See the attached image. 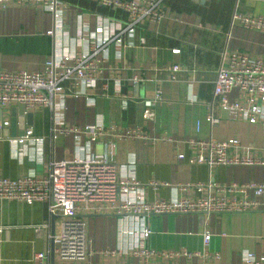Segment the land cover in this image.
Instances as JSON below:
<instances>
[{
    "label": "crops",
    "instance_id": "0c3cea01",
    "mask_svg": "<svg viewBox=\"0 0 264 264\" xmlns=\"http://www.w3.org/2000/svg\"><path fill=\"white\" fill-rule=\"evenodd\" d=\"M165 17L158 23L142 22L136 36L146 43L123 46L120 58L117 47H108L101 78L87 90L86 97L67 95L57 99L53 109L34 108L31 119L19 117V105L0 107V176L16 178L26 174L42 176L51 160H69L83 152L85 137L75 140L72 134L51 136L52 125L79 127L103 123L111 133V147L98 139L91 144L90 154L104 155L108 148L116 165L133 173L144 184L148 200L175 196L197 199L214 192V187L197 191L190 186L185 192L179 186L232 183H264V166L189 164L186 157L192 151L182 142L144 141L119 136L125 126H138L151 137L172 136L178 139L200 138L218 141L237 138L238 153L264 155V125L232 118L218 108L213 95L220 52H244L264 62V32L240 26L230 28L235 0H165ZM63 25L55 37L45 32L54 25L53 14L32 4H9L0 7V71H39L51 55L55 42L64 50L78 46L77 35L96 24V15H109L124 21L125 15L116 9L98 6L94 0H60ZM240 11L264 15V0H241ZM74 47V48H73ZM173 49H179L173 53ZM179 66L172 71L173 65ZM137 75L140 80L131 83ZM103 85H107L106 88ZM117 87L120 93L117 92ZM160 100L151 111L152 119L144 117L142 99ZM233 93V97H234ZM121 95L127 98L122 108ZM220 117L211 125L210 112ZM199 127L197 129V123ZM31 130L33 137H42L41 145L32 141L14 140ZM230 152L234 154V150ZM184 159H178V154ZM155 183L154 187L150 184ZM116 202L93 201L82 205L79 217L86 231V254L92 262L114 264L137 263L140 257L128 252L131 239L119 235ZM132 225V219L127 218ZM151 234L144 246L156 254L151 263L219 264L239 259L244 250L264 254V209L243 212L182 213L151 215L146 218ZM59 217L48 218L46 204L35 201L26 204L16 200L0 201V264H34V254L47 250L48 235L57 234ZM211 234L207 246L203 234ZM180 251L202 255L187 258L168 257ZM49 262L57 257L49 253Z\"/></svg>",
    "mask_w": 264,
    "mask_h": 264
},
{
    "label": "built area",
    "instance_id": "2783aa9c",
    "mask_svg": "<svg viewBox=\"0 0 264 264\" xmlns=\"http://www.w3.org/2000/svg\"><path fill=\"white\" fill-rule=\"evenodd\" d=\"M98 6L116 9L124 13V21H118L109 15H96L93 28H86L78 34V46L72 51L64 50L60 41H56L51 55L44 61L39 71H0V107L22 105L25 112L34 108L53 109L57 99L71 95L85 96L87 90L96 86L101 78L107 58L108 47H117L120 58L123 46H134L135 40L145 45L144 36H136V28L142 22L160 23L165 13V0H94ZM241 0H235L231 15L230 28L240 26L249 30L264 32V15L247 14L239 9ZM32 4L53 14L54 25L45 33L56 36L63 25L60 0H0V7L9 4ZM178 53L179 49H173ZM179 66L173 65L171 70L177 71ZM140 77L130 78L137 83ZM105 88L107 85H103ZM117 92L120 93L119 87ZM233 93L234 97H233ZM213 95L220 111L232 118L248 123L264 125V62L244 52L230 50L225 47L220 52L219 65L214 80ZM127 98L121 95L122 108L127 106ZM160 100L159 92L153 98L142 99L145 107L144 117L152 119L151 107ZM208 122L213 125L220 117L212 112L207 115ZM7 121L0 120V127ZM199 122L197 123V129ZM110 128L105 130L103 123L85 124L79 127H63L52 125L51 136L72 134L75 140L85 137L83 152L69 160H51L47 172L42 176L26 174L16 178L0 176V201L16 200L26 204L40 201L46 204L48 218L59 217L60 228L57 234L48 235L47 250L34 254V264H51L49 253L57 257L53 264H103L92 262L86 254V231L84 221L78 216L82 205L93 201L115 203L117 212L123 216L119 219V235L130 237L128 252L140 257L137 263L117 262L114 264H161L151 263L150 258L156 253L144 246V240L151 234L146 218L151 215L182 214L192 212L222 213L243 212L264 209V183H232L222 186L212 184L182 185L180 192L190 186L197 191H206L214 187V192L192 199L175 196L169 199L148 200L145 196L144 184L140 183L131 172H125L124 166L116 165L111 158ZM119 136L144 141H162L177 144L182 142L192 151L186 157L189 164H206L208 166L224 165H260L264 166V155H243L236 150L239 140L230 138L224 141L213 139L187 138L178 139L172 136L151 137L138 126H125ZM103 139L110 147L104 155L90 154L91 144ZM44 138L33 137L28 130L14 141H26L42 144ZM234 150V154L230 150ZM178 159H184L180 153ZM154 187L157 185L152 182ZM131 217L132 225L127 224ZM211 234H203V245L207 246ZM169 258L178 255L192 258L202 254L180 251L168 253ZM175 264V263H166ZM203 264V263H202ZM219 264H264V254L257 255L249 250L240 253L239 259L230 263Z\"/></svg>",
    "mask_w": 264,
    "mask_h": 264
},
{
    "label": "water",
    "instance_id": "95a60500",
    "mask_svg": "<svg viewBox=\"0 0 264 264\" xmlns=\"http://www.w3.org/2000/svg\"><path fill=\"white\" fill-rule=\"evenodd\" d=\"M19 110V117L20 118H27L28 120L31 119L32 113L31 112H25L24 107L22 105H19L18 107Z\"/></svg>",
    "mask_w": 264,
    "mask_h": 264
}]
</instances>
